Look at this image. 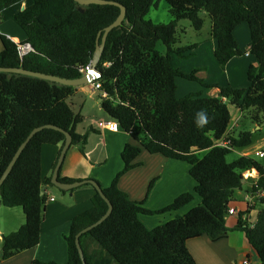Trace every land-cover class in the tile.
<instances>
[{
  "label": "trees",
  "instance_id": "16d2710c",
  "mask_svg": "<svg viewBox=\"0 0 264 264\" xmlns=\"http://www.w3.org/2000/svg\"><path fill=\"white\" fill-rule=\"evenodd\" d=\"M25 0H0V16L4 10ZM127 8L122 25L108 35L105 49L97 64L105 93L101 103L110 120L132 137L122 151L123 169L110 186L103 188L113 204L110 216L90 231L80 242L87 264H198L187 242L207 236L216 242L228 233L226 216L235 201L237 190L264 188V166L253 156L241 155L232 162L226 157L235 149L253 144V133L243 131L228 135L232 121L230 105L242 114L255 109L252 120L264 121V0H166L173 19L169 23H154L146 15L158 0H113ZM206 11L212 21L211 35L217 41L214 52L225 68L235 57L250 52L257 65L248 68V87H220L218 96L191 92L177 96V78L197 81L205 88L217 87L198 75L172 65L173 54L186 58L194 45L177 47L180 42L179 22L190 20L200 31L204 25L201 13ZM120 7L111 4L82 6L75 0H34L33 5L14 15L24 30L26 42L33 50L20 57L17 43L1 35L4 48L0 52V67L27 70L79 78L81 68L90 66L99 31L112 23ZM247 24L250 33L248 50L241 49L235 30ZM162 42L166 53L157 49ZM77 88L18 73L0 72V177L15 152L36 127L54 124L69 132L73 145L82 151L88 143L90 128L76 131L83 121L74 111L70 99ZM231 139L233 149L217 146V141ZM65 133L46 128L27 144L8 177L0 187L1 204L21 207L25 223L15 232L2 236V258L8 259L20 251L36 247L40 242L42 209L46 195L42 194V147L46 143L64 144ZM161 154L190 164V174L196 181L195 192L202 202L185 215L177 216L149 229L140 220L141 214L153 215L176 211L194 199L184 192L158 210L145 207V201L130 198L118 186L120 178L139 165L141 151ZM206 151L200 156V152ZM256 169L258 179L245 178L244 172ZM253 179V180H252ZM63 182L76 179L64 177ZM252 180V181H251ZM156 178L151 181L147 195ZM253 183L251 190L248 182ZM252 192V191H251ZM91 209L75 216L65 235L68 261L83 264L76 245V236L99 220L108 204L96 191ZM254 224L240 212L237 229L264 264V196ZM31 264H61L56 261L34 260Z\"/></svg>",
  "mask_w": 264,
  "mask_h": 264
},
{
  "label": "crops",
  "instance_id": "0c3cea01",
  "mask_svg": "<svg viewBox=\"0 0 264 264\" xmlns=\"http://www.w3.org/2000/svg\"><path fill=\"white\" fill-rule=\"evenodd\" d=\"M33 3L34 0H25L3 11L0 16V52L4 48L1 35H5L16 43L26 42L25 32L15 22L14 15L33 5ZM235 37L239 47L248 50L250 44L248 25L244 23L238 26L235 30ZM205 42L208 44H204ZM205 42H196L191 51L192 53H187L192 54L191 57L195 56L192 59L196 60L191 70L198 68L199 76L205 79L206 82L217 85V87L203 88L197 81L178 77L176 80L177 96L183 97L191 92H202L205 96H218L220 87H248V68L251 64H258L256 57L247 51L248 53L246 52L244 56L230 60L223 68L214 54L217 48L216 39L212 37L211 40ZM160 43L162 42L158 44ZM242 44L245 45L242 46ZM205 46H208L207 50H205ZM166 51L165 46V51L160 52L166 53ZM205 54H210V60L215 59V62L213 61L214 74H212L211 65L208 61L202 62L204 60L202 55ZM187 59L189 58H183L182 60ZM172 65L181 69L180 66L173 63ZM88 91H91L89 85L77 88L76 94L88 93ZM90 93L93 96V93ZM100 107L102 108L101 103ZM232 107H234L236 115L239 109L230 105L231 115H233ZM102 110H99L101 111L100 114L91 112L89 115H83L84 119L86 117L90 119L89 128L87 130L83 128L81 131L78 125L76 131L85 133L90 128H93V131H90L88 143L83 151L78 145L72 144L70 146L59 169L60 178L94 179L100 183L102 188H106L110 186L117 173L123 169L122 151L127 143L132 142V137L121 127L116 131L101 127L99 125L101 121L104 119L106 121L110 120L107 118L106 112L103 113ZM239 117L240 115H236L235 118L232 116L228 135L239 126ZM62 147L63 144L51 143H46L42 147V192L47 199L42 209L40 242L36 247L20 251L8 259L2 258V236L17 231L25 223L26 216L21 207L3 206L5 208H0V264H31L36 259L56 261L61 264L67 263L68 249L65 235L70 230L72 219L92 208V198L96 194V189L91 184H84L78 188L65 191L52 184L53 172ZM136 161L140 164L125 173L120 178L118 186L121 190L127 192L131 199L144 200L146 208L155 210L171 204L176 196L187 192L191 184L193 185L192 191H195L196 181L190 182L185 178L183 171L181 175L177 172L178 169H185V164L182 161L170 159L161 154L150 153L145 149L141 151ZM187 168L190 172V165ZM254 170L256 169L249 170V173L250 178L256 180L259 177V172ZM155 178L156 181L147 195L149 184ZM185 182L188 185H185ZM253 194V192L247 191L246 188L236 191L235 201L231 206L236 210V213L226 216L228 227L226 237L212 242L207 236H202L187 242V247L198 264H242V260L248 255L260 262L256 251L248 243L245 234L237 229L240 212H247L246 216L249 217L252 224L257 220V214L262 204L259 197ZM195 195L194 202L185 206L184 210L180 212H173L160 218H152L150 215L141 214L139 218L146 227L153 229L177 216L185 215L192 208L201 204V197L198 194Z\"/></svg>",
  "mask_w": 264,
  "mask_h": 264
},
{
  "label": "rangeland",
  "instance_id": "374dc122",
  "mask_svg": "<svg viewBox=\"0 0 264 264\" xmlns=\"http://www.w3.org/2000/svg\"><path fill=\"white\" fill-rule=\"evenodd\" d=\"M201 15L204 18V25L200 31L195 30L193 28L190 20H188V19H183L179 22L180 42L176 45L177 47L191 46V45L196 44V42L203 43L206 40H211V38H212V35H211V31H212L211 18L206 11H203L201 13ZM146 19H149V20L153 21L154 23H169L173 19V16L170 13V6L167 3V1L166 0H158L157 6H153L150 9L148 14L146 15ZM207 42H205L204 44H206ZM241 43H244V42H241ZM245 44H246V42H245ZM245 44H242V46H244ZM194 47H195V45H194ZM207 47L208 46L204 47L205 50H207ZM158 50L164 52L165 46L162 43L158 44ZM191 51H192V49L188 50L186 52V54L188 52L192 53ZM190 55H192V54H189L187 56L189 59L182 60L183 58L181 59V57H179L178 55L173 54L172 63L174 65L180 66L181 69H183V71L186 70V72H190L193 70V69L191 70V68L193 67L194 62L196 61L195 59H192L195 56L191 57ZM202 58L204 59V60H202V62L208 61V63L211 65L210 66L208 64L211 67L212 74H214L213 61L215 59L213 61L210 60V54L202 55ZM198 61H199V59H198ZM203 88H205V87H203ZM90 92H92V91H90ZM90 92L88 91V93H77V94L75 93V95H73L72 98L70 99V101L72 100V107H73L74 111L80 112L82 114V116L83 115H89L91 112L98 114L99 112H101L99 110H102V108L100 107V103L98 102V100L96 98H94L91 95ZM92 93H97L99 95L100 92L97 91V92H92ZM234 111H235V109H234V107H232L233 118H235L236 115H240L239 121H238L239 126L235 130H233V132H231V135L238 136L241 132L249 130L253 133V144L247 148L235 149L233 152H231L227 155V157H226L227 161L232 162L233 160H235L239 156L243 155V153H245L244 155L253 156L255 159H257L264 166V157H259L255 154V152L258 150H264V125L258 124L252 120V117L254 116L256 110L251 109V110L245 112V114H242V113H240V111H238V113L236 115H235ZM102 112L104 113L105 111L102 110ZM107 118L109 119V117H107ZM104 120L106 121V119H104ZM89 123H90L89 118H87V117L85 119L83 118V121L78 124L79 129L81 131L83 130V128L87 130L89 128V125H90ZM258 126H260V128H258ZM205 153H206V151L200 152V156L205 155ZM182 162L185 164V169H183V170L178 169L177 172L181 175L182 171H183L185 178H187L190 182H195V179L191 176L190 172H188L187 166H189L190 164L186 161H182ZM254 171L257 172V170H254ZM185 185H188V183L185 182ZM246 186L249 190H251L253 187V183L248 182ZM192 187H193V185L191 184V186H189V188H188L189 189L188 191L192 192L194 194V197H195L196 192L192 191L193 190ZM257 190L258 189L256 188V189H253L251 191L253 193H256ZM177 197L178 196H176L175 198H177ZM262 198H263V196H259L260 201L262 200ZM174 199H173V201H174ZM193 202H194V199L189 204H192ZM189 204H187L185 206H188ZM3 206L4 205L1 204V196H0V208H2V209L5 208ZM185 206H183L182 208H180L176 211H167V212H162V213H155V214L150 215V216L152 218H160L164 215L172 214L173 212H177V211L180 212V211L184 210ZM161 208H158V209H161ZM158 209H155V210H158ZM0 218H1V214H0Z\"/></svg>",
  "mask_w": 264,
  "mask_h": 264
},
{
  "label": "water",
  "instance_id": "95a60500",
  "mask_svg": "<svg viewBox=\"0 0 264 264\" xmlns=\"http://www.w3.org/2000/svg\"><path fill=\"white\" fill-rule=\"evenodd\" d=\"M75 1L82 6L90 5V4H102V5L103 4H111V5H116V6L120 7V13L117 16V18L112 23L107 25L103 30L99 31V33H98L95 53H94L93 59H92L91 64H90V70L87 73L83 74L79 78L71 79V78L61 77L58 75H52V74H46L43 72L27 70L24 68L23 64L19 67H0V72L23 74V75H27V76H32V77H37V78L49 80V81L56 82V83L63 84V85L73 86L76 88L85 87V86H88L90 83H93L98 78V76L100 75V72L97 69V64L99 63L101 56H102V53L105 49L108 35L114 28L122 25V23L126 17L127 8L124 4L117 2V1H113V0H75ZM93 97L97 98L98 102L102 103V101H103L102 96H99L97 93H93ZM262 124L264 125V121L262 122ZM46 128H52V129L63 131L65 133V136H66L65 142H64L62 150H61V154L59 156L55 170L53 172V176H52V180H51L52 184L55 185L56 187H58L59 189L65 190V191L78 188L84 184H91L96 189V191L99 192V194L105 199V201L108 204V209H107L106 213L99 220H97L95 223H93L90 226L81 230L76 236V245H77V248L79 250L80 256L82 258L83 264H87L86 259H85V255H84V251H83V248H82V245L80 242V237L83 233L90 231L94 227H96L99 224H101L102 222H104L112 213L113 204L109 200V198L106 196V194L104 193V190H103L102 186L100 185V183L94 179L76 180L74 182H63L60 180V174H59L60 166L64 160V157H65L68 149L70 148V146L72 145V142H73L72 135L69 132L63 130L62 128H60L59 126L54 125V124H44V125H41V126L34 128L29 133L27 138L19 146V148L15 152L12 160L10 161L7 168L3 172L2 176L0 177V187L4 183L6 178L8 177L13 166L15 165L16 161L18 160L19 156L21 155V153L23 152V150L25 149L27 144L30 142V140L34 137V135L36 133H38L39 131L46 129ZM258 128H260V126H258ZM42 194H43V192H42Z\"/></svg>",
  "mask_w": 264,
  "mask_h": 264
},
{
  "label": "built area",
  "instance_id": "2783aa9c",
  "mask_svg": "<svg viewBox=\"0 0 264 264\" xmlns=\"http://www.w3.org/2000/svg\"><path fill=\"white\" fill-rule=\"evenodd\" d=\"M17 46H18V52H19L20 57L25 56L27 53H29L30 51L33 50L32 46L30 44H28V43H21V42H19V43H17ZM89 70H90V66H87L85 68H81V72L83 74L87 73ZM89 86H90V90L92 92H97V91H99V89L101 87V83L100 82H97L95 80L93 83H90ZM100 93L103 96L106 95L105 93H102V92H100ZM99 125L101 127H107V128H109L110 130H113V131L118 130L119 127H120L119 123L116 122V121H113V120H108V121H104L103 120V121H101L99 123ZM217 146H221V147H226V148H229V149H233L232 141H231V139H229L227 137H224L223 139L218 140L217 141ZM255 154L257 156H259V157H264V150H258V151L255 152ZM244 177L246 179L247 178H250L249 170H247V171L244 172ZM253 195H255L256 197L264 196V188H258L257 192L254 193ZM235 213H236V210L231 207L229 209V214H235ZM242 264H261V263L260 262H257L253 257H251V256L248 255V256H246L242 260Z\"/></svg>",
  "mask_w": 264,
  "mask_h": 264
}]
</instances>
